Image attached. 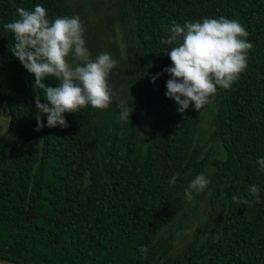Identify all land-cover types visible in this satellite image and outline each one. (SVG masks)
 <instances>
[{"label": "trees", "instance_id": "1", "mask_svg": "<svg viewBox=\"0 0 264 264\" xmlns=\"http://www.w3.org/2000/svg\"><path fill=\"white\" fill-rule=\"evenodd\" d=\"M113 3L123 47L86 40L90 51L115 53L113 102L65 113L67 128L36 131L35 96L47 101L9 51L15 41L4 24L18 18L16 8L37 4L50 20L78 10L71 0H0V264H264V171L256 163L264 158V0ZM220 17L237 20L253 47L238 80L209 98L205 138V107L179 113L165 95L174 45L160 41L172 20ZM119 100L129 101L127 122L118 120ZM201 173L210 183L187 200L185 189ZM253 184L259 202L248 192ZM233 194L250 203L233 202ZM206 195L207 213L186 238Z\"/></svg>", "mask_w": 264, "mask_h": 264}, {"label": "clouds", "instance_id": "2", "mask_svg": "<svg viewBox=\"0 0 264 264\" xmlns=\"http://www.w3.org/2000/svg\"><path fill=\"white\" fill-rule=\"evenodd\" d=\"M18 18L4 24V29L14 36L10 52L21 65L35 77L34 89L43 91L47 103L35 96L36 131L45 126L67 128L65 113L91 106L107 109L113 102V93L108 77L118 61L106 52L92 57L84 39L85 28L80 17L62 16L48 18L46 9L37 4L34 10L16 8ZM168 33L161 44L174 45L167 53L172 66L164 69L170 79L166 82L165 95L178 105L177 111L184 113L190 105L198 112L217 88L228 90L247 68L248 51L253 45L247 41L245 28L234 19L203 18L202 21H187L183 25L172 20L164 27ZM70 58V59H69ZM162 73L151 77L154 83ZM54 77L56 87L46 85L45 78ZM129 101L119 100L116 104L118 120L127 122ZM47 117V124L42 122ZM264 171V158L256 161ZM179 174L170 178V186L177 182ZM209 179L201 173L189 182L185 198L191 200L193 192H203ZM259 202V188L253 184L248 189ZM235 203L248 205L247 199L234 195ZM138 251L147 257L149 249L141 246Z\"/></svg>", "mask_w": 264, "mask_h": 264}, {"label": "rangeland", "instance_id": "3", "mask_svg": "<svg viewBox=\"0 0 264 264\" xmlns=\"http://www.w3.org/2000/svg\"><path fill=\"white\" fill-rule=\"evenodd\" d=\"M74 3L78 14L85 18L86 24L84 39H90L92 41H99L105 39L107 42L114 43L115 40H119L120 48L123 47V40L120 37L121 29L118 24L113 23L111 16L115 13V5L113 0H71ZM81 19V18H80ZM82 21V20H81ZM100 49L106 48L107 44L102 43ZM90 51V50H89ZM93 56L96 57L97 53L93 49L90 51ZM105 52V51H104ZM115 57V53L112 52V58ZM204 117L201 125V131L205 138H207V130L209 128L211 120V105L206 103L204 105ZM7 119V113H4L1 118V123H5ZM200 203H196L194 206L193 217L189 222L185 231L186 238H189L192 232L199 226L207 213L208 195L199 199Z\"/></svg>", "mask_w": 264, "mask_h": 264}]
</instances>
